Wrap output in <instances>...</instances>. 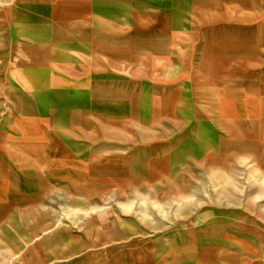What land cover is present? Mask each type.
<instances>
[{
  "label": "rangeland",
  "instance_id": "374dc122",
  "mask_svg": "<svg viewBox=\"0 0 264 264\" xmlns=\"http://www.w3.org/2000/svg\"><path fill=\"white\" fill-rule=\"evenodd\" d=\"M184 1L207 3L154 13L182 73L137 67L91 122L60 112L68 156L33 214L0 221V264H264V0Z\"/></svg>",
  "mask_w": 264,
  "mask_h": 264
},
{
  "label": "crops",
  "instance_id": "0c3cea01",
  "mask_svg": "<svg viewBox=\"0 0 264 264\" xmlns=\"http://www.w3.org/2000/svg\"><path fill=\"white\" fill-rule=\"evenodd\" d=\"M204 3L193 9L184 0H0V221L25 219L51 193L50 173L59 154L68 156L56 130L63 109H73L67 117L83 125L106 107L96 102L116 106L107 92L139 91L137 67L163 81L180 74L169 51L154 45L171 43L173 24L154 13L205 10Z\"/></svg>",
  "mask_w": 264,
  "mask_h": 264
}]
</instances>
